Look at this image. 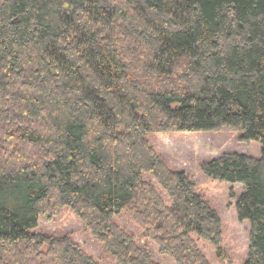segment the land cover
Returning <instances> with one entry per match:
<instances>
[{
	"label": "trees",
	"instance_id": "16d2710c",
	"mask_svg": "<svg viewBox=\"0 0 264 264\" xmlns=\"http://www.w3.org/2000/svg\"><path fill=\"white\" fill-rule=\"evenodd\" d=\"M241 130L261 156L202 173L244 188L245 264H264V0H0V264H101L72 237L34 232L70 209L117 264H212L222 219L156 133Z\"/></svg>",
	"mask_w": 264,
	"mask_h": 264
},
{
	"label": "rangeland",
	"instance_id": "374dc122",
	"mask_svg": "<svg viewBox=\"0 0 264 264\" xmlns=\"http://www.w3.org/2000/svg\"><path fill=\"white\" fill-rule=\"evenodd\" d=\"M241 130L222 129L209 133H156L149 139L157 152L176 171L186 172L196 184L199 194L209 201L219 213L224 230L223 251L218 254L210 242L193 234L204 254L212 264H245L249 248V222H241L237 216V202L244 193V188L207 178L201 171L203 162L212 160L225 153L245 154L252 157L261 156V144L244 143ZM122 227L130 231L142 246L147 247L160 264H176L166 254H160L155 243L142 237V228L132 218L122 212L115 217ZM34 232L46 233L55 237L70 236L89 255L101 264H117L112 253L97 240L86 225L70 209H65L60 216L53 219L39 220Z\"/></svg>",
	"mask_w": 264,
	"mask_h": 264
}]
</instances>
